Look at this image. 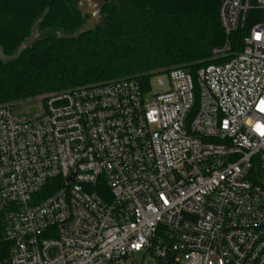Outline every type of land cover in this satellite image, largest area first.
Here are the masks:
<instances>
[{
  "label": "built area",
  "instance_id": "obj_1",
  "mask_svg": "<svg viewBox=\"0 0 264 264\" xmlns=\"http://www.w3.org/2000/svg\"><path fill=\"white\" fill-rule=\"evenodd\" d=\"M219 18L227 62L0 107V264H264V0Z\"/></svg>",
  "mask_w": 264,
  "mask_h": 264
},
{
  "label": "trees",
  "instance_id": "obj_2",
  "mask_svg": "<svg viewBox=\"0 0 264 264\" xmlns=\"http://www.w3.org/2000/svg\"><path fill=\"white\" fill-rule=\"evenodd\" d=\"M221 1H105L102 23L81 31L90 16L78 11V0H0L3 56L10 58L36 23L67 34L35 40L12 60L0 54V107L126 78L149 87L169 67L196 74L227 62L242 52L249 26L233 34L228 56L214 57L226 42Z\"/></svg>",
  "mask_w": 264,
  "mask_h": 264
},
{
  "label": "rangeland",
  "instance_id": "obj_3",
  "mask_svg": "<svg viewBox=\"0 0 264 264\" xmlns=\"http://www.w3.org/2000/svg\"><path fill=\"white\" fill-rule=\"evenodd\" d=\"M104 1H114V0H104ZM90 28H91V25L89 24V20H88L87 24L84 25V27L81 29V31H86V30H89ZM63 36H67V34L65 32H63L62 30H60V29H51V28L40 29L38 27L37 23H36V25H35V27H34V29L32 31V35L18 48V50H16L13 53V55L10 58L9 57H6V56H3L2 51H1V48H0V54L2 55V57L4 58V60H6V61L12 60V59H15L16 57H18V55L20 54V52L25 47L30 46L35 40L43 39V38H47V37H63ZM174 68L175 67H172V68L169 67V68H166L165 70H161L159 73L156 72V74H154L151 77L150 83H153L154 80L157 77H162V78L166 77V75L168 74V72L171 71ZM39 98L40 97L35 98L33 100L16 103V104H14V106L17 107L20 111L25 112L30 119H33V118H35V116H36V114L38 112V107L35 106L32 103L33 102H36ZM137 259L139 261H142L141 255L138 256ZM148 264H152V263L149 262Z\"/></svg>",
  "mask_w": 264,
  "mask_h": 264
},
{
  "label": "water",
  "instance_id": "obj_4",
  "mask_svg": "<svg viewBox=\"0 0 264 264\" xmlns=\"http://www.w3.org/2000/svg\"><path fill=\"white\" fill-rule=\"evenodd\" d=\"M104 0H78L77 9L82 15H88L91 28H95L102 23V9Z\"/></svg>",
  "mask_w": 264,
  "mask_h": 264
}]
</instances>
